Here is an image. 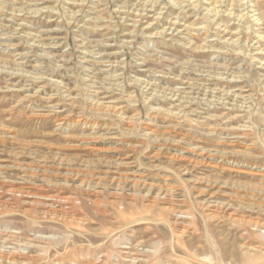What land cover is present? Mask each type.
<instances>
[{
	"label": "rangeland",
	"instance_id": "obj_1",
	"mask_svg": "<svg viewBox=\"0 0 264 264\" xmlns=\"http://www.w3.org/2000/svg\"><path fill=\"white\" fill-rule=\"evenodd\" d=\"M245 2L0 0V264H264Z\"/></svg>",
	"mask_w": 264,
	"mask_h": 264
},
{
	"label": "bare ground",
	"instance_id": "obj_2",
	"mask_svg": "<svg viewBox=\"0 0 264 264\" xmlns=\"http://www.w3.org/2000/svg\"><path fill=\"white\" fill-rule=\"evenodd\" d=\"M245 4H247L244 8H243V10L244 11H246L245 13H239V14H237V19L238 20H242L243 21V17H244V15H247V17L250 19V21L251 22H253V23H255V24H259V22L263 19V16H262V14H261V12L259 11V9L255 6V5H252V4H250L249 3V0H246V2H245ZM183 5V4H182ZM197 5V4H196ZM186 6V5H185ZM209 9V8H208ZM213 10H215L214 12H212ZM207 14L209 15V18H211V20H213V21H216V22H218V18H220V12H219V10H216L214 7H213V9H209L208 11H207ZM228 16L229 18H233L234 17V15H232V13L231 12H227V14H224V16ZM235 18V17H234ZM174 23V22H173ZM240 23V22H239ZM218 27H219V29H220V31H223L224 32V34L226 33V29L225 28H221V21L220 22H218ZM232 38V37H231ZM231 38H228V39H226L225 41H229ZM261 38V37H260ZM259 38V39H260ZM258 39V40H259ZM259 53V52H258ZM47 199H49L50 198V196L49 197H46ZM33 202H35V201H33ZM32 202V203H33ZM42 203V206L44 207V208H46V209H48V210H50V208H51V204H47L48 202L47 201H42L41 202ZM61 210V209H60ZM63 211H64V209H62ZM61 212V211H60ZM178 221H179V219H178ZM179 224V223H178ZM259 224V223H258ZM12 235V234H11ZM7 236V237H3L4 239L2 240L4 243H6L7 241H9V239L13 236ZM28 246V245H27ZM130 257H132V256H130ZM8 259V258H7ZM135 259H137L136 257L133 259L134 261H135ZM132 260V261H133ZM8 262V261H7Z\"/></svg>",
	"mask_w": 264,
	"mask_h": 264
}]
</instances>
